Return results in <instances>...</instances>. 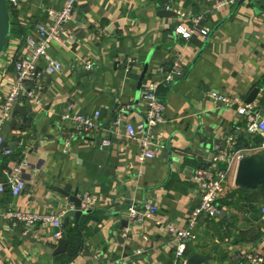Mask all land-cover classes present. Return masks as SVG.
I'll return each instance as SVG.
<instances>
[{"label":"crops","instance_id":"1","mask_svg":"<svg viewBox=\"0 0 264 264\" xmlns=\"http://www.w3.org/2000/svg\"><path fill=\"white\" fill-rule=\"evenodd\" d=\"M64 1L9 0L11 30L0 55L1 119L6 97L18 82L14 64L29 53L25 38L38 42L36 27L49 26V10L61 9ZM172 1L175 9L191 15L207 12L205 25L213 35L178 38L174 30L181 20L158 15L165 11V0H79L68 37L62 44H51L47 57L38 62L36 70L48 82L36 80L44 93L31 95L33 113L26 120L16 113L12 125L10 110L1 128L3 142L11 144L4 149L11 154L1 156L0 182L17 164L25 162L27 167L22 172L24 191L17 197L0 195V264H174L168 244L184 230L198 204L193 171L211 162L212 147L224 145L237 126L243 129L245 146L262 141L246 132L248 120L237 114L238 104L225 106L214 96L244 103L264 81V0H256V10L245 3L236 11L234 5L215 9L222 0ZM151 50L157 64L148 70H167V60L180 54L187 77L160 88L166 123L155 134L156 156L141 163L140 146L125 138L122 126L145 121L146 103L137 84ZM49 60L60 62L62 70L46 74ZM87 62L93 66L89 71L83 68ZM146 83L147 77L142 87ZM26 88L21 84L19 90ZM253 103V114L264 116V88ZM21 105L26 108L25 100ZM126 106L130 110L119 114ZM69 110L84 116L99 111V135L90 141L62 137L63 129L70 127L62 121ZM116 118L121 127L111 126ZM103 139H110V146L100 148L97 141ZM168 142L176 162L163 157L161 146ZM236 171L233 168L218 200L221 215L199 223L179 264L195 253L210 257L204 264H233L237 258L235 264H250L248 255L264 259V188L237 187ZM66 186L72 192L78 189L79 196L88 193L98 199L79 221L70 217L68 226L63 215L73 206L60 193ZM144 203L156 205L157 215L130 226L125 236L129 207L140 210ZM19 212L62 216L65 253H48L57 246L48 225L37 224L32 232L36 243L18 237L12 228L24 227L18 222L10 227L7 220ZM119 235L123 244L116 239Z\"/></svg>","mask_w":264,"mask_h":264},{"label":"built area","instance_id":"2","mask_svg":"<svg viewBox=\"0 0 264 264\" xmlns=\"http://www.w3.org/2000/svg\"><path fill=\"white\" fill-rule=\"evenodd\" d=\"M9 1V0H8ZM13 1V0H11ZM237 0H222L216 4L215 9L224 6H233ZM79 0H65L62 8L59 10H49L48 14L51 19L49 26L39 25L36 31L39 41L32 37L25 38L26 45L29 48L27 58L21 59L14 64V69L18 75L17 86L11 90L6 97L3 107V118L8 116L15 99L19 92V87L24 80H33L36 78V66L38 62L47 57V51L51 44H62L63 40L68 37L67 26L72 20L74 8ZM164 10L172 12L181 21L175 27V35L185 41H189L192 37L208 38L211 29L205 25L207 12H201L196 15L188 14L185 10L175 9L172 0H165ZM91 63L84 64L86 71L92 69ZM62 65L56 60H49L46 66V74L52 75L60 72ZM183 56L178 54L172 61L171 72L167 73L164 67L151 69L147 71L146 77L149 83H146L140 91L141 99L146 103L145 121L134 125L133 123H123L124 136L129 140H133L140 146L139 162L153 159L155 153V134L157 128L166 123L164 117V104L160 96V88L169 86L174 82V75L184 74ZM160 74V77H156ZM215 101L225 106L239 105L237 114L248 120L246 132L257 134L262 138L260 143H253L245 147H238V139L240 138L242 128L237 126L234 129L233 136L228 139L224 145L215 144L212 147V159L206 166L198 167L193 171V180L198 187L199 199L198 204L190 213L186 227L184 230L176 233L174 240L169 242L168 247L172 251L174 264L184 263L187 247L195 239V230L199 223L204 220H212L218 218L222 209L218 205V200L224 191V187L233 170L239 162L251 155L264 156V116L257 118L254 114L255 104H244L238 98H225L214 96ZM128 106L120 108L119 114L129 111ZM100 112L95 111L92 116H84L72 114L69 110L63 117L62 121L69 123L70 127L63 129L62 137L67 141L73 139H88L97 137L100 132L101 124L99 122ZM3 118H0V159L1 156H9L10 150H1L3 137L1 128ZM120 119L116 118L111 126L115 128L121 127ZM110 134L112 131L110 129ZM100 148L110 146V139L97 141ZM27 167L25 162L17 164L9 173H5V179L0 182V195L8 193L13 197L19 196L25 189V182L22 179V172ZM81 200L80 210L89 211L97 204L98 199L92 194H83L79 196ZM158 207L156 205L144 203L140 210L135 206L128 209V222L124 230L126 236L130 232V226L141 223L145 219L154 218L157 215ZM15 218L22 225L25 232L36 228L37 224L41 226L48 225L52 229V241L57 242L64 238V229L61 221L62 216L40 215L35 213H14L9 215ZM1 218V213H0ZM261 221L264 222V209L261 210ZM161 225L160 221L156 222ZM171 233H175L172 226H167ZM250 264H264V259L257 255L245 256Z\"/></svg>","mask_w":264,"mask_h":264},{"label":"water","instance_id":"3","mask_svg":"<svg viewBox=\"0 0 264 264\" xmlns=\"http://www.w3.org/2000/svg\"><path fill=\"white\" fill-rule=\"evenodd\" d=\"M247 3L248 8H251L252 10H256V0H237L234 7L235 11L239 9L242 5ZM9 1L8 0H0V55L3 53L5 44L7 43L9 36H10V30H11V22H10V17H9ZM263 7V6H262ZM162 18H170L173 17L175 14L172 12L168 11H160L158 14ZM218 28V27H217ZM216 28V29H217ZM213 31L210 34V37L213 35ZM154 50H151L144 63H143V68L141 71V74L138 79V84H137V91L141 90L142 83L146 77L147 71L149 69V66L151 64H157L153 62V57H154ZM198 58V56H197ZM169 63V68L166 70L167 73L171 72V67H172V61L167 60ZM166 60L162 62V64H165ZM195 63V62H194ZM160 64V63H159ZM36 78L33 80H24L21 84L27 86L26 90H19L18 95L15 99V102L12 106L11 109V124L13 125L15 123L14 116L16 113L21 114L23 120H26L28 115H31L33 113V97L31 95H39L41 93H44V91L40 90L36 86V80L39 78L40 83L48 82V80L43 79V74L41 71L36 70L35 72ZM160 77V74L157 75ZM187 77V74H180V75H174V82H178L180 80L185 79ZM264 88V81L261 83L257 84L250 94L247 96V99L245 100L244 104H252L257 96L259 95L261 89ZM25 100L26 102V108H23L21 105V101ZM23 125V124H22ZM21 126H17V129L21 128ZM87 141H90L89 139H85ZM156 145V140L153 142ZM15 145V144H14ZM6 147H11V144H7L3 142L1 144V148L4 149ZM161 151L163 152V157L166 159V162L171 163L172 161L176 162V158L172 156L173 151L175 150L172 148L170 145V142L167 144H164L161 146ZM178 151V150H177ZM180 151H178L179 153ZM235 185L239 188L243 189H248V190H255L258 187L264 188V156L263 155H251L246 158H244L242 161L239 162L237 166V171L235 175ZM61 195L65 197L68 200V203L73 206V209L68 207L66 209L65 214L63 215V223L65 226H68L69 224V218L73 217L75 218L76 221H79L81 216L86 215L89 211H81L80 210V205H81V200L79 198V190L76 189L74 192L71 191V186H66L63 188V190L60 191ZM13 222H17L15 218H10L7 220V224L10 227H13L12 224ZM126 227V226H125ZM16 231V234L18 237H20L23 241L27 240L30 243H36L37 241L33 238L32 232L27 231L25 232V229L18 227H13ZM117 241L120 244L124 243V239L121 235L117 236ZM68 247V241L65 238H62L61 240L57 241V246L54 249H49L48 253L51 254L52 256L60 255L65 253ZM80 247H83L82 244ZM210 259L209 256L205 255H200V254H192L189 256L185 264H204L208 262ZM239 261V258L234 260L232 263L235 264ZM245 262L244 264H246Z\"/></svg>","mask_w":264,"mask_h":264},{"label":"trees","instance_id":"4","mask_svg":"<svg viewBox=\"0 0 264 264\" xmlns=\"http://www.w3.org/2000/svg\"><path fill=\"white\" fill-rule=\"evenodd\" d=\"M261 141H258V142H255L256 144L257 143H260ZM245 146V143H244V139H243V136H241L239 139H238V147H243ZM65 228V227H63ZM65 233V232H64Z\"/></svg>","mask_w":264,"mask_h":264}]
</instances>
